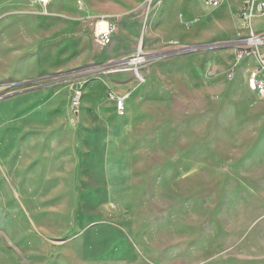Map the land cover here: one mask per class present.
I'll return each instance as SVG.
<instances>
[{"label": "rangeland", "instance_id": "obj_1", "mask_svg": "<svg viewBox=\"0 0 264 264\" xmlns=\"http://www.w3.org/2000/svg\"><path fill=\"white\" fill-rule=\"evenodd\" d=\"M118 3L0 0L10 52L60 50L42 78L0 69V264H264V97L224 79L147 87V57L116 70L86 12L115 20ZM194 39L159 57L212 46ZM111 94H128L124 115Z\"/></svg>", "mask_w": 264, "mask_h": 264}, {"label": "crops", "instance_id": "obj_2", "mask_svg": "<svg viewBox=\"0 0 264 264\" xmlns=\"http://www.w3.org/2000/svg\"><path fill=\"white\" fill-rule=\"evenodd\" d=\"M118 1L120 3L116 4L112 13L104 15L112 16L117 23L111 39L112 59L132 58L139 40L141 46L144 40L143 53L149 60L156 59L142 70L145 78L143 83H146L147 87H159L164 77L168 76L198 86L205 82L212 83L224 79L221 81H231L233 92L238 95L249 88L247 64L236 58V46L210 48L186 59L159 57L177 48L185 34L190 38H196L191 40L195 43L212 46L218 42L235 43L244 39L249 28L257 34H264V15L257 14L250 24L240 18V8L245 0H216L217 6H207L205 0H168L165 5L161 4L150 10L148 6L146 9L147 0H128L127 5L122 4L123 0ZM53 7L51 8L53 13H60L57 12L61 10L60 7ZM63 12L66 14L65 10ZM101 13L88 8L86 15L103 16ZM40 19L45 21L49 18ZM0 41V69L13 67L16 73L14 76L18 78L15 82L32 81L54 71L60 50L51 47L53 51L50 46L38 47L26 57L23 50L10 52L9 44ZM234 69L233 78L228 79L227 74ZM116 75L119 92H122L121 87L125 90V87L132 89L136 86L130 87L132 80L129 73L119 72Z\"/></svg>", "mask_w": 264, "mask_h": 264}, {"label": "built area", "instance_id": "obj_3", "mask_svg": "<svg viewBox=\"0 0 264 264\" xmlns=\"http://www.w3.org/2000/svg\"><path fill=\"white\" fill-rule=\"evenodd\" d=\"M164 1L148 0V10L163 4ZM34 2L41 6H48L51 0H34ZM204 2L207 6H217L218 4L216 0H205ZM257 14L264 15V0H245L240 8V18L250 24ZM116 28L117 23L115 20L103 16L96 17L93 27L95 42L100 46L109 45ZM237 43L241 45L235 47L236 58L245 61L247 64L249 89L257 96L264 97V34H255L249 28L247 37L237 41ZM135 59H138L136 64L133 62ZM144 61H146V55L139 51L135 57L121 60L118 67L126 68L133 64L136 66ZM135 73L138 74L137 68ZM234 73L235 69L227 74V78L232 79ZM110 98L114 101L117 112L124 115L125 101L128 99V94H111ZM211 99H214V97H211ZM73 104L76 106L78 103L75 100Z\"/></svg>", "mask_w": 264, "mask_h": 264}, {"label": "water", "instance_id": "obj_4", "mask_svg": "<svg viewBox=\"0 0 264 264\" xmlns=\"http://www.w3.org/2000/svg\"><path fill=\"white\" fill-rule=\"evenodd\" d=\"M238 45H241L240 43H237V42H235V43H226V44H223V46L225 47V46H238ZM216 47H218V45H213V46H211V48H216Z\"/></svg>", "mask_w": 264, "mask_h": 264}, {"label": "bare ground", "instance_id": "obj_5", "mask_svg": "<svg viewBox=\"0 0 264 264\" xmlns=\"http://www.w3.org/2000/svg\"><path fill=\"white\" fill-rule=\"evenodd\" d=\"M135 64L138 62V59H135L134 61H133ZM129 67H126V68H117L116 70H123V69H128ZM137 77H138V79H142V77L140 76V74L138 73L137 74ZM92 90V89H91ZM92 94V93H91ZM117 122V121H116ZM117 131V130H116Z\"/></svg>", "mask_w": 264, "mask_h": 264}]
</instances>
